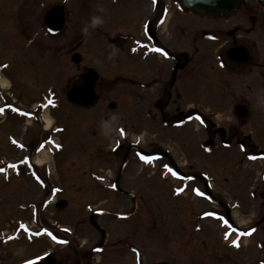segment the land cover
Returning a JSON list of instances; mask_svg holds the SVG:
<instances>
[{"label": "rangeland", "instance_id": "1", "mask_svg": "<svg viewBox=\"0 0 264 264\" xmlns=\"http://www.w3.org/2000/svg\"><path fill=\"white\" fill-rule=\"evenodd\" d=\"M23 1L24 5L21 6ZM162 1L167 12V21L160 32V42L166 47L174 48L176 51H187V49L192 51V47L188 48V40L192 39L191 31L200 35L202 31L219 28V21L213 24L210 17L193 15L183 6H178L174 0ZM152 2V0H69L64 4L63 0H33L28 4L27 0H0V73H2L0 74V106L14 104L32 111L43 100L55 96L62 110L59 114L46 111L43 115L45 120L52 119L53 127L63 122L68 127V132L60 135L61 140L66 144V150L58 156L54 164L57 179L67 185L70 184L69 188L76 190L78 196H83L85 190L83 186L86 182L79 187V184L75 185L68 181L81 178L87 181L88 177L83 173L85 170L90 172L99 166L101 168L105 166L104 161L97 158L96 148H108L113 143L110 144L107 133L98 135L106 128L105 120L100 119L98 131L95 121L91 120L89 123V120L107 114V109L105 112L102 107L105 101L106 104L114 102L119 112L115 114L110 112L108 115L111 118L115 117L112 128L115 134L120 132L117 137L128 135L131 142L141 141L144 147L146 143L156 142L162 150L168 151L182 168L190 164L198 172L213 174L215 176L211 187L213 195L227 202L229 208L233 209L231 213L235 223L243 230L249 228L264 215L259 194L262 187L258 181H255L258 177L256 171L260 166L241 157L240 167L237 168L234 166L235 157L232 155L214 153L211 156L203 146L206 139L203 134V122L194 124L196 130L191 127L184 133L169 118L176 106L186 109L189 104H195L204 109L202 107L206 105L202 92L205 84L202 76L204 73L197 75L190 84H195L196 93L190 92L187 71L180 75L171 105L166 109V114H163L164 121H161L160 115L159 118L145 115V110L150 108L148 101L152 104L153 112H158L154 105L158 95L153 91L155 86L151 91L141 88L143 87L141 83L148 82L151 76L146 73V63L141 64V60H144L142 59L144 48L135 41L139 39L138 36L141 37L144 21L146 22L154 13ZM58 5L66 14V22L63 30L53 36L45 30L43 23L46 13ZM94 15L100 16L102 23L92 26L91 18ZM85 25H88L87 33L82 32ZM178 26L181 28L180 31ZM22 27L25 29L24 37L20 32ZM200 42L201 40L196 39L195 45H199ZM212 52L215 51L213 49L202 51V55L198 56L197 60L209 57V61L212 62L214 60ZM75 54H80L83 58L79 65L72 61ZM161 61H163L161 57L153 58L152 64L160 67ZM88 68L97 71L101 76L99 90L102 92V105L94 111L76 113L77 109L68 100V91L79 74ZM197 69V73L201 71V67ZM64 116V119L61 118ZM124 116L126 121L122 120ZM56 118L60 122L55 123ZM79 118L85 121L83 129L78 128L77 124L82 121ZM32 123L31 120L25 123L24 119H18L8 111L0 118V157L14 158L17 155L14 145H11L8 139L9 133L22 132L17 135L22 139L25 137L23 135L25 131L31 129L29 140L37 143L41 139L42 134L38 125ZM260 125L264 127V122ZM251 127L258 133L263 132L257 130L254 125ZM243 130L245 132L244 128ZM261 137H264V134ZM100 153L102 156L105 154L103 157H108L106 151ZM39 158L49 163L53 160L49 156ZM132 162L142 163L138 160ZM165 163H168L166 158L149 162L157 166L153 170L165 168ZM1 164L2 162L0 167ZM72 165L77 169L81 167L77 175L71 173L74 178L69 174ZM222 168L226 170L222 171ZM137 171L138 173L144 171L142 173L145 175L151 173L141 166L137 167ZM53 173L56 175L54 168ZM106 173L107 171L101 172L103 175ZM2 178L3 176L0 177ZM147 179L151 180L149 177ZM154 179L158 181L156 184L147 183L145 188L142 187L143 195L148 197L145 198L143 205V212L146 213L147 218L145 226L155 229L153 233H165L160 234L159 238L153 235L138 241L146 247L148 255L147 259L142 260V264H150L156 259L166 257L173 259L175 264H264V222H261L253 235H237L225 227L220 219L221 212L208 201L198 179L181 188L183 195L180 197H177V189L184 185L182 182L174 183L167 176V172L162 176L158 174ZM23 182L26 183L25 180ZM27 190L22 186L0 187V234L1 231L6 234L12 232V228L15 227L16 216L13 215L17 198L20 192ZM85 194L89 199L97 200L96 194L93 197L91 189ZM151 194L154 197L156 195V198L149 197ZM63 197L72 198L68 193ZM77 199H70L72 203L65 211L56 212L54 207L51 208V213H47V217L52 219L54 217L67 224L78 215L85 216V204ZM24 202H27V199ZM112 203H114L113 207L121 206L118 200ZM104 204L105 201L102 202L101 207L106 206ZM207 213H210V216L206 217ZM138 220L136 218L133 221ZM128 228L126 225L116 228L115 231L119 230V234L115 236H120L121 232ZM7 236L3 235V237ZM93 243L95 242L88 243L86 247L93 246ZM163 244L165 248H160ZM179 244L195 245V252L187 250L186 255L183 252L177 253ZM23 247L22 241L4 244L0 236L2 255L0 264H16L42 253L47 248H52L53 245L49 242L36 244L35 250L28 248L23 250ZM57 256L63 258L65 254L59 253ZM130 256L120 259L124 264H136L133 256ZM95 262L97 263L96 260ZM114 263L118 264L116 258H112L109 262V264Z\"/></svg>", "mask_w": 264, "mask_h": 264}, {"label": "flooded vegetation", "instance_id": "2", "mask_svg": "<svg viewBox=\"0 0 264 264\" xmlns=\"http://www.w3.org/2000/svg\"><path fill=\"white\" fill-rule=\"evenodd\" d=\"M27 2L29 4L33 0H27ZM67 2L68 0H63L64 4ZM156 2L157 4L153 6L154 13L146 22L144 21L141 37L138 36L139 39L135 41L144 48V57H142L144 60H140L141 64L146 63V73L151 76L148 82L141 83L143 85L141 88L151 91L155 86L153 91L158 95V99L154 102L158 112H153L152 104L148 101L150 108L145 110V115L153 118H159L158 115H160L161 121H164L163 114H166V109L171 105L173 92L178 86L180 75L187 71L190 92L196 93L195 84H190L193 83L192 81L197 75L199 76L203 72L205 84L202 92L205 97L204 104H206L202 105L204 109L202 110L201 106L195 104H189L186 109L176 106L169 118L184 133L191 127L196 130L194 124L203 122V134L206 136L203 146L211 156L214 153L232 155L235 157L234 166L237 168L240 167L241 157L259 165L260 168L256 171L258 177L255 181L261 184L262 191L259 194L264 208V137H261L264 134V127L259 126L264 122V0H241L231 14L206 16V18H212L213 24L219 21V28L202 31L200 35L191 31L192 39L188 40V48L192 47V51L189 49L176 51L174 48L162 45L160 32L165 24V8L162 0H156ZM23 5L24 1L21 6ZM177 28L179 31L181 30L179 26ZM21 30L23 32L25 29L22 27ZM50 35L57 34L50 33ZM196 39L203 43L195 45ZM207 49L215 51L212 52L214 60L210 62L209 57L197 60L198 56L202 55V51ZM157 57H161L163 60L160 67L152 64L153 58ZM181 65L185 66L183 69H179L175 76L174 69H178ZM198 67H201V71L197 73ZM85 70L87 69L82 72ZM96 93L99 96V101L91 109H84L70 103L77 109L76 113L77 111H94L102 105L99 82L96 85ZM102 107L104 111L107 109V114L91 118L89 123L91 120L95 121L98 131L100 119L107 121L109 126L98 135L102 136L107 133L110 144L111 142L113 144L108 148H96L97 158L103 160L105 166L102 168L99 166L90 172L85 170L83 173L89 178L87 181L83 180L85 178L68 181L75 185L79 184V187H82V183L86 182L83 186L85 187L83 196H78L76 190L69 188L70 184L67 185L57 179L54 164L58 156L66 150V144L61 140L60 135L67 133L68 127L65 122L54 127L52 125L47 127L43 120V112L59 114L62 110L60 103H47L43 100L33 110L31 109L32 111L16 108L15 116L18 119H24L25 123L30 120L33 121L32 125L36 123L42 135L41 139L35 143L29 140L31 139V129L25 131L23 134L25 137L22 139L17 137L22 132L20 134L9 133L8 139L10 144L14 145L17 155L14 158L0 157V162H2L0 169H4V171H0V177L3 176L0 179V187L22 186V188L28 189L26 192H20L21 194L17 198L13 215L16 216V219L14 218L15 227L12 228L11 233L7 232V234H12L14 239L8 244L22 241L23 250L25 248L35 250L36 244L47 242L53 245L52 248H47L42 253L28 257L16 264H26L28 261H33L34 264H68V262L69 264H109L112 258H116L118 264L119 262L124 264L120 258L131 257L130 255L133 256L136 264H142V260L147 259L148 255L146 247L138 241L153 235L159 238L160 234L165 233H153L155 229L145 226L147 218L146 213L143 212V205L145 198L148 197L143 195L142 187L145 188L147 183L156 184L158 181L156 182L154 178L158 174L162 176L164 172H167V176L174 183L182 182L183 187L198 179L207 193V186L211 185L215 176L213 174L212 176L210 172H198L193 165L188 164L182 168L176 161L175 164H172L167 157L165 158L168 163H165V168L160 170H153L157 166L147 162L133 163V160L144 161V152L145 154H155L161 152L162 149L156 142L146 143L144 147L141 141L131 142L128 135L117 137L119 131L116 134L113 132V119L108 114L110 112L115 114L119 110L114 102L106 104L105 101V105ZM61 118L64 119L65 116ZM79 119L82 121L77 124L78 128H85V121L82 118ZM125 119L124 116L122 120L126 121ZM56 121L59 120L56 118L55 123ZM252 125L263 132L259 131L258 133L252 129ZM100 151H106L108 157H103L105 154L102 156ZM40 156L52 157V163L41 161L43 159L39 158ZM38 160L41 162H37ZM52 166L56 175L53 173ZM139 166L148 169L151 173L147 175L142 173L144 171L138 173L137 167ZM73 167L75 165L70 167V175L71 173L74 175L80 173L81 167L80 169L75 167V170ZM223 170L226 169L222 168ZM106 171L105 175L101 174ZM237 171L241 172L242 170ZM71 176L74 178L73 175ZM147 177L153 181L148 180ZM24 180L26 183L23 182ZM132 184L134 185L132 186ZM90 189L93 191V197L96 194V201L89 199L85 194ZM65 193H68L72 198L63 197ZM178 194L177 197H180L183 192ZM149 197L154 199L156 195L154 197L151 194ZM76 198L85 204V216L78 215L71 223L67 224L54 217L53 219L47 217L51 208L54 207L56 212L65 211L71 205V200H76ZM207 198L221 212L220 219L230 231L243 236L248 235V231H252L254 228L255 230L251 232L254 234L261 225L258 220L251 227L243 230L233 222L231 209L226 202L219 200L218 197H215L214 202L209 199L208 195ZM25 199L27 202H24ZM117 200L121 205L118 208L112 206L114 204L112 201ZM104 201L106 206L101 207ZM205 216H210V213ZM136 218L139 220L133 221ZM21 225H25L26 228H21ZM125 225L129 228L123 233L120 231V236H115L119 234V230L115 231V229ZM115 226L116 228H114ZM3 234L6 233L1 231L0 236ZM92 242H95L92 244L93 246L86 247L88 243ZM163 247L164 244L160 245V248ZM178 249L177 253L183 252L186 255L187 250L195 252V245L179 244ZM59 253H64L65 256L58 257ZM0 261H2L1 254ZM156 263L175 264L173 259L168 257L156 259L150 264Z\"/></svg>", "mask_w": 264, "mask_h": 264}, {"label": "water", "instance_id": "3", "mask_svg": "<svg viewBox=\"0 0 264 264\" xmlns=\"http://www.w3.org/2000/svg\"><path fill=\"white\" fill-rule=\"evenodd\" d=\"M240 0H176L189 10L200 14L202 17L208 14L222 15L235 9ZM45 22L48 28L60 31L65 24L64 10L56 6L45 15ZM72 60L79 64L82 57L75 54ZM176 70V69H175ZM99 74L89 70L77 77L68 91V100L83 108H92L99 100L95 92ZM159 155L155 156L158 157Z\"/></svg>", "mask_w": 264, "mask_h": 264}, {"label": "clouds", "instance_id": "4", "mask_svg": "<svg viewBox=\"0 0 264 264\" xmlns=\"http://www.w3.org/2000/svg\"><path fill=\"white\" fill-rule=\"evenodd\" d=\"M102 23V18L100 16H93L91 18V25L92 26H95L97 24H100ZM82 32L84 33H87L88 32V25H85L83 28H82ZM113 120H115V117L112 118ZM109 126L108 122L106 121L105 122V127L107 128Z\"/></svg>", "mask_w": 264, "mask_h": 264}, {"label": "snow or ice", "instance_id": "5", "mask_svg": "<svg viewBox=\"0 0 264 264\" xmlns=\"http://www.w3.org/2000/svg\"><path fill=\"white\" fill-rule=\"evenodd\" d=\"M0 111H3V109H0ZM121 131H123V130H121ZM144 159L147 160L148 158L147 157H144ZM12 167H15V165H12ZM0 171H4V169H0ZM177 191L178 192L179 191H182V189H177ZM197 191H199V190H197ZM21 228H26V226L25 225H21ZM45 231H47V230H45ZM53 238L55 239V237H53ZM26 264H34V262L33 261H28V262H26Z\"/></svg>", "mask_w": 264, "mask_h": 264}, {"label": "bare ground", "instance_id": "6", "mask_svg": "<svg viewBox=\"0 0 264 264\" xmlns=\"http://www.w3.org/2000/svg\"><path fill=\"white\" fill-rule=\"evenodd\" d=\"M51 122H52V119H46L45 123H46V126L49 127L51 125Z\"/></svg>", "mask_w": 264, "mask_h": 264}]
</instances>
